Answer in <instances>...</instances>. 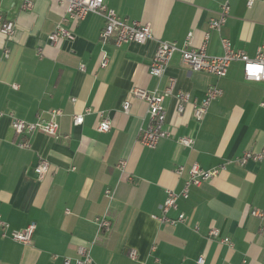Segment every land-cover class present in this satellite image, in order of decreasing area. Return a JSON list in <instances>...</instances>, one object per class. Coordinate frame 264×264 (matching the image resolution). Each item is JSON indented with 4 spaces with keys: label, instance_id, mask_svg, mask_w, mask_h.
I'll return each mask as SVG.
<instances>
[{
    "label": "crops",
    "instance_id": "0c3cea01",
    "mask_svg": "<svg viewBox=\"0 0 264 264\" xmlns=\"http://www.w3.org/2000/svg\"><path fill=\"white\" fill-rule=\"evenodd\" d=\"M32 1L33 8L23 10L25 0H0V14L15 23L9 40L0 32V57L10 49V57L0 59V264H75L80 247L92 264H197L200 258L204 264H264V218L251 215L264 212V157L241 163L246 153L264 150V81H248L240 61L223 79L195 72L179 53L162 78L149 73L159 41L188 43L189 49L205 45L208 55L222 57L227 39L255 58L264 45V0L251 7L247 0H105L121 18L152 28L151 40L121 47L100 39V15L72 20L60 0ZM225 3V25L211 30L210 20ZM59 24L75 39L51 44L49 35ZM172 80L174 94L164 102L171 137L147 148L140 136L150 122L148 105L132 91L162 93ZM211 86L223 95L197 122L192 102ZM179 92L190 96L182 115ZM53 110L63 113L56 137L19 136L11 128L14 118L35 123L50 119ZM102 114L111 122L106 133L98 130ZM74 115H84L82 125H73ZM182 137L194 139L193 149L178 142ZM24 141L29 148L19 146ZM41 160L49 170L39 179ZM195 163L224 169L192 186L188 199L179 198L177 208L163 214L167 192H182ZM180 166L186 168L182 177L176 174ZM180 214L186 221L174 226L163 219ZM99 219L110 226L101 229ZM31 223L36 229L30 244L9 237ZM211 229L220 236L210 237Z\"/></svg>",
    "mask_w": 264,
    "mask_h": 264
},
{
    "label": "built area",
    "instance_id": "2783aa9c",
    "mask_svg": "<svg viewBox=\"0 0 264 264\" xmlns=\"http://www.w3.org/2000/svg\"><path fill=\"white\" fill-rule=\"evenodd\" d=\"M65 3L67 8L66 12L69 19L83 20L88 14L95 13L100 15L104 19V27L100 33V39L103 42L112 40L115 47H121L128 43L144 44L153 38L152 28L148 24H144L138 21H129L121 18L114 10L107 7L105 0H60ZM255 0H247L248 7L253 5ZM32 0H25L22 9L31 10L33 8ZM230 13V7L228 3L222 6V9L217 18H213L209 22V28L211 30L220 31L225 25L226 20ZM15 23L5 20L3 15L0 14V32L9 40L14 34ZM191 34L188 35V38ZM75 39V35L66 29L62 24L56 26L55 30L49 35L51 44L57 45L62 40L72 41ZM222 45L225 53L222 57H212L207 54L205 45L200 49H189L188 43L183 47H179L175 43H169L165 41H159L155 56L149 66V73L156 78H162L167 70V67L174 56L179 53L183 64L188 66L192 71L204 72L215 76L217 79H223L227 76L228 70L231 64L235 61L243 63L244 76L248 81L261 82L264 81V45H262L257 52L255 58H250L243 51L235 50L232 48L230 41L222 39ZM10 57V49L5 47L0 59H8ZM109 65V59L107 55H104L101 67L106 68ZM84 67H81L83 69ZM175 81L172 80L170 86L162 93L148 92L139 89L132 91L135 98L145 101L148 105L149 125L146 129L141 131L140 142L143 146L155 149L157 145L164 139L171 137V132L166 129V109L165 99L174 94ZM223 95L221 88L217 86H211L206 91L205 96L199 100L192 102L194 108V118L197 122H201L207 114L208 108L211 102L219 99ZM178 108L177 111L180 115L186 111V105L190 103V96L185 92H179L178 95ZM261 107L264 108V102L261 103ZM131 103L126 101L122 105L124 113H129ZM87 113L90 109H87ZM63 115L61 110H53L50 112V119H39L35 123H27L23 120L12 119L11 128L19 136H29L35 132H42L51 137L58 135L60 125L59 118ZM84 122V115H74L72 117V123L75 126L82 125ZM100 132L106 133L111 130V122L101 115V121L98 126ZM178 142L187 149H193L195 141L191 137H182L178 139ZM21 148H29L30 145L27 141L20 143ZM264 157V150L260 153H246L241 159V163L244 164L248 160L252 159L260 161ZM125 162H121V168L125 167ZM224 167H218L210 170L202 168L197 163L190 166L188 170V179L185 182V186L181 193H175L173 191L167 192V197L162 205L161 209L163 214L168 213L171 209L177 208V202L179 198L188 199L190 188L192 186H200L203 183L209 182L216 178L220 171ZM49 170V162L47 160H41L36 166L35 172L39 179H42ZM186 173V168L180 166L176 170V174L182 177ZM107 195H111V191H107ZM251 215L263 219L264 212L252 211ZM165 219L170 225H176L186 221V216L180 214L177 219ZM101 229H106L110 226L109 222L104 219L98 220ZM36 229L35 223L29 224L26 228L20 231H13L9 237L14 241L23 245L31 243L34 232ZM209 236L218 238L220 236L219 230L211 229ZM221 243L230 245L229 239L221 240ZM80 258L76 260L75 264H92V259L89 251L85 247L79 248ZM131 259H135L137 253L130 251L128 253ZM64 264H71L70 259H66ZM197 264H204V259L200 258Z\"/></svg>",
    "mask_w": 264,
    "mask_h": 264
}]
</instances>
